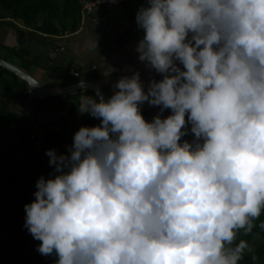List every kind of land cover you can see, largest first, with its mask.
I'll list each match as a JSON object with an SVG mask.
<instances>
[{
    "label": "clouds",
    "instance_id": "1",
    "mask_svg": "<svg viewBox=\"0 0 264 264\" xmlns=\"http://www.w3.org/2000/svg\"><path fill=\"white\" fill-rule=\"evenodd\" d=\"M136 24L162 78L80 97L99 123L46 151L24 227L54 264L255 261L241 237L264 230V0H145ZM145 102L171 114L149 122Z\"/></svg>",
    "mask_w": 264,
    "mask_h": 264
},
{
    "label": "trees",
    "instance_id": "2",
    "mask_svg": "<svg viewBox=\"0 0 264 264\" xmlns=\"http://www.w3.org/2000/svg\"><path fill=\"white\" fill-rule=\"evenodd\" d=\"M133 2L141 7L145 0L122 1L121 5L133 22L132 27L120 36L123 41L143 35L136 24ZM81 12L79 0H0V27L5 18H10L43 34L59 36L79 30ZM3 48L0 43V51ZM7 51L16 54L15 50ZM32 63L36 61L23 59V68L27 69ZM6 90L27 94L30 88L16 74L0 66V92ZM45 105L46 102H39L33 115L0 109V264H54L56 257L41 255L36 250L40 241L34 240L24 227V205L35 199L36 181L41 176L48 178L52 172L46 151L54 149L58 154L65 153L81 126L99 123L96 118L87 122L61 118L41 124L38 113ZM32 135L34 139H31ZM192 138L189 134L183 139ZM260 220H264V214ZM256 223L259 225L260 221ZM253 232L258 234L255 239L251 235L241 238L254 246L256 260L253 261L251 253H245L240 264H264V230L257 226Z\"/></svg>",
    "mask_w": 264,
    "mask_h": 264
},
{
    "label": "crops",
    "instance_id": "3",
    "mask_svg": "<svg viewBox=\"0 0 264 264\" xmlns=\"http://www.w3.org/2000/svg\"><path fill=\"white\" fill-rule=\"evenodd\" d=\"M121 3L85 18L81 14L79 30L59 36L43 34L25 26L21 21L5 18L0 27V43L4 47L0 51L1 59L26 71L50 90L90 82L100 87L107 98L116 90L114 84L119 78L131 76L134 72H139L147 90L150 80L162 77L139 60L135 49L142 37L124 41L120 39L133 25ZM133 3L137 12L140 5ZM114 8L118 18L108 22L106 18L111 15L110 18H113L111 12ZM7 49L15 50L16 54H11ZM23 59L36 63L24 69ZM106 69L110 71L106 73ZM83 95L95 96L96 93L90 89L79 90L48 101L49 98L40 97L31 90L27 94L6 90L0 92V109L19 115H33L37 104L46 102L38 113L41 124L56 122L61 118L87 122L93 117L78 111L79 100ZM157 114L163 118L170 115L171 111L166 109L160 113V108L155 106L142 113L149 122Z\"/></svg>",
    "mask_w": 264,
    "mask_h": 264
},
{
    "label": "water",
    "instance_id": "4",
    "mask_svg": "<svg viewBox=\"0 0 264 264\" xmlns=\"http://www.w3.org/2000/svg\"><path fill=\"white\" fill-rule=\"evenodd\" d=\"M0 66L16 74L23 82H25L28 85V87L32 92L39 95L40 97H44V98L63 97L68 94L74 93L76 91L86 90V89H90L96 93L98 89L100 94L106 98L105 92L100 87L90 82H81L58 90H50L44 88L33 76H31L26 71L16 67L15 65L9 62L2 60L1 58H0ZM81 84H83V87H81ZM153 107L155 106L149 105L147 102L140 105V109L142 113L152 109Z\"/></svg>",
    "mask_w": 264,
    "mask_h": 264
},
{
    "label": "built area",
    "instance_id": "5",
    "mask_svg": "<svg viewBox=\"0 0 264 264\" xmlns=\"http://www.w3.org/2000/svg\"><path fill=\"white\" fill-rule=\"evenodd\" d=\"M79 1L82 4L81 14L85 18L86 16L94 15L97 11H103L105 9H111L112 7L120 4L123 0H118L115 2L109 1V0H79ZM111 26H113V24H111ZM57 51H60V50H57ZM34 138H35V136L32 135L31 139H34Z\"/></svg>",
    "mask_w": 264,
    "mask_h": 264
},
{
    "label": "rangeland",
    "instance_id": "6",
    "mask_svg": "<svg viewBox=\"0 0 264 264\" xmlns=\"http://www.w3.org/2000/svg\"><path fill=\"white\" fill-rule=\"evenodd\" d=\"M132 4H134V3H132ZM137 4H138V3H137ZM134 7H136V6H134ZM115 10H116V8H114V9H113V12H111V13L113 14V18H110V17H107V18H106L108 22L113 21V19H117V18H118V16L115 15Z\"/></svg>",
    "mask_w": 264,
    "mask_h": 264
}]
</instances>
